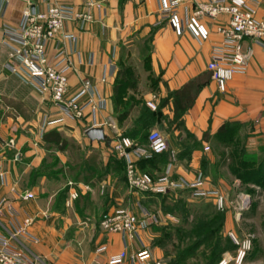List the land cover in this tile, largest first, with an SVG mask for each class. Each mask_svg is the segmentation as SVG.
Here are the masks:
<instances>
[{"label":"crops","instance_id":"obj_1","mask_svg":"<svg viewBox=\"0 0 264 264\" xmlns=\"http://www.w3.org/2000/svg\"><path fill=\"white\" fill-rule=\"evenodd\" d=\"M88 1L100 4L89 8L92 21L65 24L76 41H51L47 48L55 64L70 61L69 92L90 78L103 101L94 117L73 119L47 94L4 70L8 48L2 30L17 23L24 2L0 0V199L9 205L0 215V229L16 232L30 218L28 234L18 235L15 243L43 264H107L108 256L125 246L129 255L147 248L149 257L127 258L121 264H155L159 251L150 248L148 228L124 243L119 234L99 226L103 213L134 200L124 160L113 151L112 139L130 138L135 166L152 170L141 115L142 108L157 110L161 120L155 125L168 144L161 156L174 159L158 162L153 170L194 179L203 147L211 145L224 122L255 121V127H264V50L251 45L254 52L244 73L219 91L206 68L220 38L208 18L202 22L209 36L196 38L160 17L161 0H34V7L60 2L81 10ZM256 9L264 19V0ZM123 71L133 74L130 82ZM133 98L141 99V105ZM147 101L156 108L144 105ZM178 120L182 125L176 127ZM89 127L102 128L107 139H89ZM27 192L33 197L23 199Z\"/></svg>","mask_w":264,"mask_h":264},{"label":"built area","instance_id":"obj_2","mask_svg":"<svg viewBox=\"0 0 264 264\" xmlns=\"http://www.w3.org/2000/svg\"><path fill=\"white\" fill-rule=\"evenodd\" d=\"M24 7L15 25L6 26L2 30V40L8 48L7 58L3 64L4 70L19 76L24 82L34 86L37 91L47 94L53 104L67 117L84 119L94 117L103 107V101L94 91L90 78H83L74 92H69L68 71L70 61L57 65L48 56L47 48L51 41L69 40L75 42L77 37L65 30L68 21L81 23L93 19L90 7H100L99 3L88 1L84 9L53 2L42 9L36 10L34 0H22ZM260 0H161L160 17L167 19L176 29H187L196 38H207L210 29L202 22L208 18L214 22L213 32L219 35L218 44L213 48L207 70L215 81L219 91L226 89L227 83L236 75L244 73L249 60L253 56L251 45H257L264 50V19L257 16L256 5ZM34 7V10L32 9ZM221 16L226 19L221 20ZM245 41H250L246 45ZM60 53L65 49L58 48ZM62 61V62H63ZM104 80V79H102ZM147 106L155 109L153 101H147ZM147 144L151 154H160L168 150V144L158 129H151L147 134ZM113 151L126 163L127 182L131 187L140 190H150L156 193L165 192L171 188L186 187L193 196L213 197L218 208H223L224 199L216 190L205 189L203 180L174 182L163 176L153 181L150 174L140 172L131 158L132 141L126 136L112 139ZM0 178L3 175L0 173ZM33 197L31 193L22 195L23 199ZM247 196L241 199L239 209L242 210ZM4 207L9 208L5 198L0 199V215ZM141 215L125 208H118L102 215L100 228L109 233H117L124 243L133 239L139 231L156 224L158 217L149 210L143 209ZM30 218L23 221L16 232L5 233L0 229V264H43L37 256L31 255L15 243L18 235H27L26 227ZM235 244L233 254L225 252L215 264H242L251 245V238L239 240L233 232L228 234ZM100 247L99 250H104ZM149 257V251L144 248L129 255L126 246L107 258V264H121L129 258L131 261L143 260ZM148 264V263H147ZM155 264H160L156 261Z\"/></svg>","mask_w":264,"mask_h":264},{"label":"rangeland","instance_id":"obj_3","mask_svg":"<svg viewBox=\"0 0 264 264\" xmlns=\"http://www.w3.org/2000/svg\"><path fill=\"white\" fill-rule=\"evenodd\" d=\"M133 100L141 105V99ZM142 113L146 109L142 108ZM254 122L232 123L226 134L214 137L210 146L203 147L199 171L190 180H203L205 189L221 194L223 208L216 206L213 197L193 196L186 187L160 193L131 187L124 161L126 183L134 200L121 208L138 215L146 209L158 217L157 223L147 228L150 248L158 249L160 264H215L225 252L234 253L229 232L241 241L251 238L242 264H264V127H255ZM155 124L146 130L157 127ZM168 159L174 158L165 156L160 162L164 164ZM153 168L137 169L150 174L153 181L163 176L174 182L185 180ZM244 196L247 201L240 210Z\"/></svg>","mask_w":264,"mask_h":264},{"label":"trees","instance_id":"obj_4","mask_svg":"<svg viewBox=\"0 0 264 264\" xmlns=\"http://www.w3.org/2000/svg\"><path fill=\"white\" fill-rule=\"evenodd\" d=\"M121 73H123V75L125 76V78L130 82L131 80H132V78H133V74H131V73H127L126 74V72L125 71H123V72H121ZM157 111V110H156ZM156 111H153V112H148L147 110H146V113L144 114H142L141 115V119H142V124H141V126H142V128H144V127H147L148 125H151V124H153V123H155V122H157V121H159V118L161 117ZM175 116H178V113H176V111H175ZM232 123H235V121H227V122H224L220 127H219V129H218V131H217V133H216V136H221V135H224V134H226L227 132H228V129H229V127L231 126V124ZM180 125H182V121L181 120H178V122H176V127H179ZM148 134V133H147ZM146 138H147V135H146ZM190 148H187V151H188V153L190 152ZM166 152V151H165ZM165 152H163V153H165ZM163 153H160V154H152L151 155V159H150V165L151 166H153L154 167V165H156L158 162H160L161 160L160 159H162L163 157L161 156ZM153 158V159H152ZM142 171H146V170H142ZM220 257H217L216 259H215V262L219 259ZM214 262V263H215ZM213 263V262H212Z\"/></svg>","mask_w":264,"mask_h":264},{"label":"water","instance_id":"obj_5","mask_svg":"<svg viewBox=\"0 0 264 264\" xmlns=\"http://www.w3.org/2000/svg\"><path fill=\"white\" fill-rule=\"evenodd\" d=\"M85 135L91 140H105L107 136L103 133V129L100 127L87 128Z\"/></svg>","mask_w":264,"mask_h":264}]
</instances>
